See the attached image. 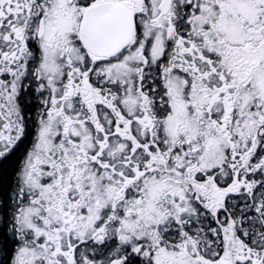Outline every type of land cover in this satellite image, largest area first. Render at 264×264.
Segmentation results:
<instances>
[{
	"label": "snow or ice",
	"instance_id": "6c2138e0",
	"mask_svg": "<svg viewBox=\"0 0 264 264\" xmlns=\"http://www.w3.org/2000/svg\"><path fill=\"white\" fill-rule=\"evenodd\" d=\"M0 264H264V0H0Z\"/></svg>",
	"mask_w": 264,
	"mask_h": 264
}]
</instances>
